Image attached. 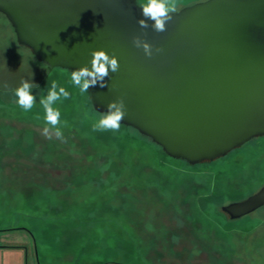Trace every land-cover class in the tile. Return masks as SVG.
Instances as JSON below:
<instances>
[{
    "label": "rangeland",
    "instance_id": "1",
    "mask_svg": "<svg viewBox=\"0 0 264 264\" xmlns=\"http://www.w3.org/2000/svg\"><path fill=\"white\" fill-rule=\"evenodd\" d=\"M71 72L40 61L0 12V233L30 230L39 264H264V205L236 219L222 210L263 186L264 136L192 166L123 124L93 131L100 114ZM22 81L38 85L28 112ZM53 81L71 93L55 105L63 141L42 134Z\"/></svg>",
    "mask_w": 264,
    "mask_h": 264
},
{
    "label": "water",
    "instance_id": "2",
    "mask_svg": "<svg viewBox=\"0 0 264 264\" xmlns=\"http://www.w3.org/2000/svg\"><path fill=\"white\" fill-rule=\"evenodd\" d=\"M137 0H0L17 40L50 67L89 66L93 50L119 61L106 87H90L93 107L123 98L122 124L190 164L226 156L264 136V0H199L156 32ZM153 47L147 57L133 45ZM162 49L157 53L155 49ZM264 205V184L222 206L232 219Z\"/></svg>",
    "mask_w": 264,
    "mask_h": 264
},
{
    "label": "clouds",
    "instance_id": "3",
    "mask_svg": "<svg viewBox=\"0 0 264 264\" xmlns=\"http://www.w3.org/2000/svg\"><path fill=\"white\" fill-rule=\"evenodd\" d=\"M141 9L142 19L137 21L141 28L149 27L148 21H152L151 27L156 32H164L166 26L172 20V15L178 12V0H143L139 5ZM132 43L135 47L143 50L147 57L153 55V47L147 41L139 36H134ZM157 53L162 49H155ZM90 67L85 65L78 69L72 70L70 82L79 89L81 93H88L90 87L99 84L100 87H106V78L111 73L119 71L120 65L115 55H109L105 50H93L91 52ZM38 85L32 81H22L20 86L14 90L16 103L25 112L31 111L36 103V97L32 94L33 88ZM71 93L64 87L59 86L53 81L51 87L45 97L40 100V104L44 109V123L42 134L48 138L55 137L64 140L62 128L67 126V122L61 123V113L55 105L63 99L70 98ZM126 116V106L123 98L111 101L107 105V110L100 112V116L93 125V131H119L122 120Z\"/></svg>",
    "mask_w": 264,
    "mask_h": 264
},
{
    "label": "crops",
    "instance_id": "4",
    "mask_svg": "<svg viewBox=\"0 0 264 264\" xmlns=\"http://www.w3.org/2000/svg\"><path fill=\"white\" fill-rule=\"evenodd\" d=\"M13 230L0 233V264H39L38 249L33 240V233L28 229ZM67 258L69 256L63 257V259ZM82 264H132V262L115 258L95 259Z\"/></svg>",
    "mask_w": 264,
    "mask_h": 264
},
{
    "label": "trees",
    "instance_id": "5",
    "mask_svg": "<svg viewBox=\"0 0 264 264\" xmlns=\"http://www.w3.org/2000/svg\"><path fill=\"white\" fill-rule=\"evenodd\" d=\"M90 104H91V102H90ZM93 111H95V113H97V114H100V112H98L95 108H93ZM123 125H125V124H123ZM125 126H127V125H125ZM127 128L130 129V130H133L134 132H136V133L139 134L140 136H142V137L148 139L149 141H151L152 143H154L158 148L162 149V151L164 152V154H165L166 156H168V157H170V158H173V157L169 156V155L163 150V148H162L160 145H158L157 143L153 142L152 139L149 138L148 136L141 134L138 130H136V129L133 128V127L127 126ZM258 137H260V136H258ZM255 138H256V137H255ZM255 138H253L252 140H254ZM252 140H250V141H252ZM250 141H248V142H250ZM235 149H236V148H235ZM230 152H231V151H230ZM174 159H176V158H174ZM180 160H181V159H180ZM185 161H186V160H185ZM186 162H187V161H186ZM208 162H212V161H205V162H202V163H208ZM187 163H188L189 165H192V166H196V165L202 164V163H199V164H190L189 162H187ZM236 200H239V199H236ZM234 201H235V200H234Z\"/></svg>",
    "mask_w": 264,
    "mask_h": 264
},
{
    "label": "flooded vegetation",
    "instance_id": "6",
    "mask_svg": "<svg viewBox=\"0 0 264 264\" xmlns=\"http://www.w3.org/2000/svg\"><path fill=\"white\" fill-rule=\"evenodd\" d=\"M255 193V192H254ZM246 198V197H245Z\"/></svg>",
    "mask_w": 264,
    "mask_h": 264
}]
</instances>
